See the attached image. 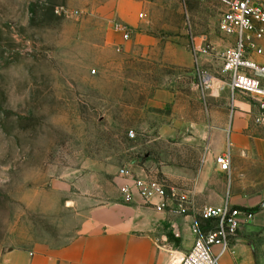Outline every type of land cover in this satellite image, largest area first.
<instances>
[{
    "label": "rangeland",
    "instance_id": "1",
    "mask_svg": "<svg viewBox=\"0 0 264 264\" xmlns=\"http://www.w3.org/2000/svg\"><path fill=\"white\" fill-rule=\"evenodd\" d=\"M222 9L218 0H0V254L68 241L90 209L124 200L122 167L183 191L219 176L229 193L236 167L230 176L206 157L214 132L223 152L233 144V95L223 90L228 109L205 108L190 49L191 34L212 43L200 69L223 78L233 44L219 30ZM237 95L252 107L243 132L263 144L256 101ZM212 110L224 131L209 128Z\"/></svg>",
    "mask_w": 264,
    "mask_h": 264
},
{
    "label": "crops",
    "instance_id": "2",
    "mask_svg": "<svg viewBox=\"0 0 264 264\" xmlns=\"http://www.w3.org/2000/svg\"><path fill=\"white\" fill-rule=\"evenodd\" d=\"M233 42L234 38H231L229 44ZM214 91L202 90L197 98L204 100L206 109H228L222 100L224 91ZM238 96L237 93L234 95L232 106L231 173L233 167L237 170L233 171L228 194L226 180L213 176L212 181H204L188 190L189 210L186 214L176 211L175 203H170V212L177 217L169 215L166 209L157 210L138 195L130 201L124 198L102 204L89 210L68 241L46 239L32 248H10L0 254V264H172L179 261L196 239L192 228L198 221L196 211L206 205H221L227 198L236 206L253 209L256 215L252 224L241 228L233 241V251L221 257L219 264H264V143L243 132L250 124L252 107ZM239 106L246 111L235 110ZM186 109L192 108L188 104ZM210 114L209 128L224 131L225 119L216 117L214 110ZM219 135L218 132L211 134L208 161L223 152L215 144ZM169 225L177 239L166 243L168 235L164 227Z\"/></svg>",
    "mask_w": 264,
    "mask_h": 264
},
{
    "label": "built area",
    "instance_id": "3",
    "mask_svg": "<svg viewBox=\"0 0 264 264\" xmlns=\"http://www.w3.org/2000/svg\"><path fill=\"white\" fill-rule=\"evenodd\" d=\"M222 5L219 30L227 37L234 38L233 45L222 53L223 78L200 69L201 57L212 53L215 48L205 37L191 34V52L197 64L198 85L202 90L221 91L229 88L233 95L244 93L251 96L260 109L256 117L264 120V0H218ZM114 28L122 34L124 40L132 33L122 22L116 21ZM225 78V80H224ZM234 109H232V112ZM130 136H135L130 131ZM215 157L222 172L231 176V146ZM126 180L122 190L123 197L130 201L138 195L145 203L152 204L159 211L166 205L175 203L176 211L182 215L189 210V192L166 184L165 180L146 176L133 177L128 167L119 169ZM200 217L214 228L201 226L199 220L193 224L196 239L192 247L172 264H219L221 257L233 251V241L242 227L250 225L255 219V211L247 207L234 205L227 198L221 205H206L200 211ZM217 248L215 251L214 248Z\"/></svg>",
    "mask_w": 264,
    "mask_h": 264
}]
</instances>
